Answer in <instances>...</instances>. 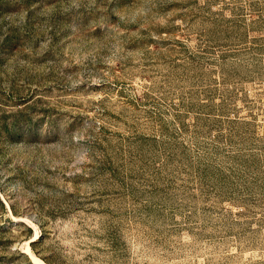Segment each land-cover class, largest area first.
<instances>
[{"label":"rangeland","instance_id":"1","mask_svg":"<svg viewBox=\"0 0 264 264\" xmlns=\"http://www.w3.org/2000/svg\"><path fill=\"white\" fill-rule=\"evenodd\" d=\"M25 243L264 264V0H0V264Z\"/></svg>","mask_w":264,"mask_h":264},{"label":"bare ground","instance_id":"2","mask_svg":"<svg viewBox=\"0 0 264 264\" xmlns=\"http://www.w3.org/2000/svg\"><path fill=\"white\" fill-rule=\"evenodd\" d=\"M37 238V231H35V235L33 236V239ZM25 252L28 253V255L30 256L31 260L33 261L34 264H46L42 259H40L39 257H37L31 250L29 247L28 243H25Z\"/></svg>","mask_w":264,"mask_h":264},{"label":"clouds","instance_id":"3","mask_svg":"<svg viewBox=\"0 0 264 264\" xmlns=\"http://www.w3.org/2000/svg\"><path fill=\"white\" fill-rule=\"evenodd\" d=\"M137 11H140V10H137ZM123 17H121V19H122Z\"/></svg>","mask_w":264,"mask_h":264}]
</instances>
